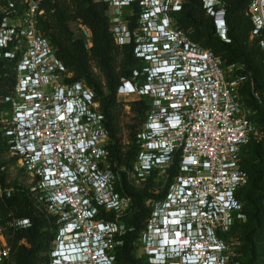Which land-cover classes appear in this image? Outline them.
<instances>
[{
  "label": "built area",
  "instance_id": "built-area-1",
  "mask_svg": "<svg viewBox=\"0 0 264 264\" xmlns=\"http://www.w3.org/2000/svg\"><path fill=\"white\" fill-rule=\"evenodd\" d=\"M104 1L116 12L110 21L115 43L133 45L138 63L121 80L117 99L127 109L135 100L149 103L130 168L110 163L101 101L91 87L73 81L37 29L36 17L43 13L38 3L24 0L20 12L11 0H0V61L14 67L8 94L0 95V134L56 228L52 244L63 247L51 263L71 251L84 254L88 264H117L126 232L122 218L134 210L133 197L120 189L125 172L130 184L151 195L135 242L142 254L154 255L157 237L178 221L183 253L196 254L194 264H235L228 237L236 221L246 218L238 198L248 180L241 153L257 136L242 66L227 65L178 28L174 15L183 0ZM202 1L218 35L230 42L222 3ZM135 7L136 21L124 24L122 12ZM248 14L251 38L264 53V0H251ZM13 193L0 184L1 200ZM31 226L30 218L0 216V264H11L16 233ZM19 244L28 245L25 238ZM159 263L153 256L149 261Z\"/></svg>",
  "mask_w": 264,
  "mask_h": 264
},
{
  "label": "trees",
  "instance_id": "trees-1",
  "mask_svg": "<svg viewBox=\"0 0 264 264\" xmlns=\"http://www.w3.org/2000/svg\"><path fill=\"white\" fill-rule=\"evenodd\" d=\"M7 1V0H3ZM22 12V0H11ZM43 13L36 17V26L56 49L57 56L73 73V81H82L91 87L101 101L110 132L109 161L117 169L130 168L138 153L136 134L145 117L149 103L145 99L133 102L134 123L127 125V135L121 134V108L116 91L123 78L138 67L133 45L118 46L110 31L108 3L104 0H35ZM226 12L228 37L223 40L216 31L214 18L207 13L202 0H183L182 9L176 13L178 28L203 48L212 50L227 65H241L239 74L245 76L244 98L253 110L252 120L257 136L242 148L241 165L248 175L246 186L238 193L243 202L246 218L237 220L229 233L233 238L235 264H264V53L256 39L251 38L252 22L248 14L251 0H219ZM139 12L138 7H135ZM71 23H80L92 33L91 44L85 37H77ZM94 67L99 69L96 74ZM14 67L7 60L0 61V95L8 94ZM8 157V158H7ZM9 154L6 139L0 134V184L6 185L7 173L2 167L15 162ZM23 170V169H22ZM120 189L133 197L134 210L122 218L126 232L117 249V264H145L138 257L136 239L144 226L148 209V189L136 187L121 173ZM13 195L0 199V214L8 217L30 218L32 226L18 231L12 241L11 260L14 264H49L47 251L56 228L52 219L45 216L36 196L16 180L10 185ZM134 227V231H128ZM25 238L28 245L19 244ZM231 238V239H232ZM229 242H231L229 240ZM146 264H148L146 262Z\"/></svg>",
  "mask_w": 264,
  "mask_h": 264
},
{
  "label": "rangeland",
  "instance_id": "rangeland-1",
  "mask_svg": "<svg viewBox=\"0 0 264 264\" xmlns=\"http://www.w3.org/2000/svg\"><path fill=\"white\" fill-rule=\"evenodd\" d=\"M22 5H24V0L21 2ZM25 7V5H24ZM24 9V8H23ZM116 12L114 10H108V15L110 18V21L113 17V15ZM133 10L131 9H126L122 12V18L125 21L124 24H126V22L129 23V15H132ZM71 28L73 30V32L75 33V35L77 37H85L87 40L88 44H91L92 42V33L89 30V28H87L86 26L80 24V23H71ZM110 31H111V24H110ZM91 39V42H89L88 40ZM118 45V44H117ZM94 71L96 74L100 75V71L99 69H97L96 67H94ZM136 101V100H135ZM134 101V102H135ZM132 102V101H131ZM132 105L133 102L130 105V109L125 108L124 106H122L121 108V114H120V118H121V134L122 138H125L127 135V125L134 123L135 121V112L132 109ZM8 158V157H7ZM2 170H4L7 173V181H6V185L10 186L12 185V183L16 180L19 184L29 188L30 186V177L28 176V174H26L24 172V170L21 169L20 165L17 163V161L10 163L9 165L2 167ZM12 187V186H10ZM0 216L5 217L4 214H0ZM229 238V237H228ZM232 237L229 238V240L231 241V243L234 241ZM52 247H54V245L51 242V245L49 247V250L47 251V253L52 249ZM233 247V246H232ZM135 254L138 257H142V250L140 249V247H136V249L134 250ZM231 253V252H230ZM49 255V254H48ZM51 262V261H49ZM11 264H14L13 261L11 260L10 262ZM144 263L146 264L145 260Z\"/></svg>",
  "mask_w": 264,
  "mask_h": 264
},
{
  "label": "clouds",
  "instance_id": "clouds-1",
  "mask_svg": "<svg viewBox=\"0 0 264 264\" xmlns=\"http://www.w3.org/2000/svg\"><path fill=\"white\" fill-rule=\"evenodd\" d=\"M178 221L173 223V226L170 228L169 232L175 231L179 226ZM178 232V231H177ZM185 246V243L181 240L177 244H172L166 246V248H161L160 245L157 244L155 249L154 258L156 261H160L159 264H166L169 261H176L178 259L181 260L182 256L184 260L179 261L180 263L172 264H194V260L197 258V255L193 252L188 253L186 255L182 247ZM80 252H68L63 258L59 259L56 264H88V260L85 258L84 254H79Z\"/></svg>",
  "mask_w": 264,
  "mask_h": 264
},
{
  "label": "flooded vegetation",
  "instance_id": "flooded-vegetation-1",
  "mask_svg": "<svg viewBox=\"0 0 264 264\" xmlns=\"http://www.w3.org/2000/svg\"><path fill=\"white\" fill-rule=\"evenodd\" d=\"M129 23L136 21V17L138 16V12H136V10H133L132 15H129ZM179 230L176 233L175 231H172L171 233H165V234H161L160 236L157 237L155 244L160 245L161 248H166V246L168 245H172V244H177L182 240V233H181V229L179 228V226L177 227ZM63 247V246H62ZM62 247H58V246H54L52 247V249L47 253L49 261H54L57 260V254L55 253L56 250L62 249ZM61 256V255H59ZM153 257L155 255H152ZM152 256H147V255H142V258L145 260V262H147L149 264V261L152 259ZM63 257H59V259H61ZM180 259L176 260V261H169L166 264H172V262L174 263H180L179 262ZM51 262H49V264H52Z\"/></svg>",
  "mask_w": 264,
  "mask_h": 264
},
{
  "label": "bare ground",
  "instance_id": "bare-ground-1",
  "mask_svg": "<svg viewBox=\"0 0 264 264\" xmlns=\"http://www.w3.org/2000/svg\"><path fill=\"white\" fill-rule=\"evenodd\" d=\"M68 252L66 251V254H67Z\"/></svg>",
  "mask_w": 264,
  "mask_h": 264
}]
</instances>
